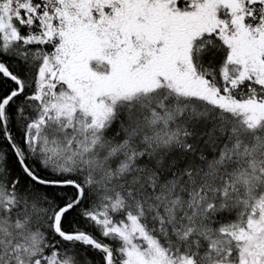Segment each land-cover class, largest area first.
Returning a JSON list of instances; mask_svg holds the SVG:
<instances>
[{
	"label": "snow or ice",
	"instance_id": "1",
	"mask_svg": "<svg viewBox=\"0 0 264 264\" xmlns=\"http://www.w3.org/2000/svg\"><path fill=\"white\" fill-rule=\"evenodd\" d=\"M0 264H264V0H0Z\"/></svg>",
	"mask_w": 264,
	"mask_h": 264
}]
</instances>
